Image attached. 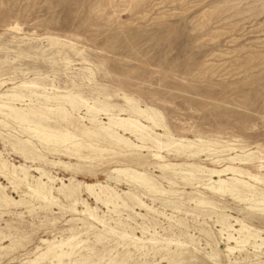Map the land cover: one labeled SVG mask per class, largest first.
<instances>
[{
	"label": "rangeland",
	"instance_id": "obj_1",
	"mask_svg": "<svg viewBox=\"0 0 264 264\" xmlns=\"http://www.w3.org/2000/svg\"><path fill=\"white\" fill-rule=\"evenodd\" d=\"M3 93L23 95L0 102L23 109L27 124L67 129L92 149L77 156L64 150L68 142L40 141L25 123L0 115V160L28 167L22 180L0 170V264H29L44 241L70 236L78 247L64 264H264V218L244 200L212 193L218 177L207 171L239 167L245 172L220 178L264 191V0H0ZM68 97L79 103L71 106ZM111 116L137 119L158 134L168 145L161 154L174 165L147 164L145 151L96 135ZM125 166L144 172L157 192L112 171ZM39 177L56 203L32 193ZM85 183L111 187L118 198L113 206L95 201ZM72 204L76 213L63 208ZM85 206L98 220L77 213ZM235 219L258 237L227 241L240 234L222 223L237 229ZM37 261L48 264L46 256Z\"/></svg>",
	"mask_w": 264,
	"mask_h": 264
},
{
	"label": "bare ground",
	"instance_id": "obj_2",
	"mask_svg": "<svg viewBox=\"0 0 264 264\" xmlns=\"http://www.w3.org/2000/svg\"><path fill=\"white\" fill-rule=\"evenodd\" d=\"M3 96H6L7 99H9V100H18V99L21 100L23 98V95H20V94H11V95H7V94H4V93L0 94V98L3 97ZM44 98H45V100L49 101L51 98H55V97L45 96ZM77 100L75 98H73V97H68L67 98L68 103L71 106H73V107L77 103H79V101H77ZM86 107H88V106H86ZM89 109H91V107H88L87 111H89ZM61 110H62V108H61ZM136 111L139 114H143L144 117L147 120H149L153 125H156L155 121H154V118L152 116L148 115V114H145L143 109L142 110H140V109L137 110L136 109ZM37 113H39V112H37ZM0 115L3 118L11 119V120L15 121L18 124L25 123L27 125V129L31 130L33 135H35V137H37V139H39L40 141H43V142H46V143H49V142L51 143L52 142V143H56L57 145H59V144L63 145L65 142L66 143L68 142L69 146L68 145H64V147H63L64 150L65 151L68 150L67 152L71 151V152H73L76 155L78 154L77 156H79V153H78L79 150L84 149L82 147L86 146V147H90L92 149V147L90 145H88V144L87 145L83 144V146H82V144H80L79 142H76V140H75L76 135H74L73 133L69 132L67 129L65 131L64 130L59 131V130H53V129L51 130V129H49V127H47V125H45L47 122L44 119H42V120L45 121L44 125H43V123L41 124L39 122H35L32 125L27 124L29 117L27 118V113L21 108H16L15 106L7 105L4 102H0ZM32 116H34V115H32ZM35 117H37V116L35 115ZM58 117H59V115H58ZM61 118L65 119V118H67V116L66 115L65 116H61ZM68 118L65 119V120L70 123L71 120L69 121L70 118L69 119ZM87 119L92 123L95 120V116L89 115V117ZM30 120H29V122H30ZM39 120H40V118H39ZM37 121H38V119H37ZM3 122L4 121H2V123ZM65 123H67V122H65ZM69 123H68V125H69ZM73 127H75V126H73ZM52 128H54V127H52ZM94 129H92V130H94ZM120 131H121V133H120ZM149 131H152V130H149L147 126L141 124L137 119H132L130 117H112L111 116V117L108 118L107 123L106 124H101L100 127L97 130H94V133L97 135V133L102 132L103 133L102 136L104 138H106L108 141H110L111 143H114V144H116L118 146H123V147H125V149H133V150H137V151H145L146 152L145 155L148 158V159H146L147 162H148L147 164H154L156 167L161 168V169H164L166 167L170 168L174 164L172 165V163H170L169 161L165 160L166 154H165V156L161 154V150L164 147L168 146L167 143L160 142L159 139H157L158 138L157 137L158 134H153L152 135ZM124 134H129L130 136H133L134 139L137 141V143H140V144H136V143L130 141L128 139V137H124ZM186 144L187 145L183 144V146L180 145V146H182L181 148H178V149L174 150L173 151L174 153L172 152L173 155L177 157L178 155H181V154L185 153L184 149H186V148H183V147H185V146L186 147H190L191 146L190 142H186ZM94 149H96V148H94V146H93V150ZM100 151H101V149H100ZM170 151L171 150L169 148L165 149V152L167 154ZM198 152H199L198 149L196 151L189 152V154H188V151H187V155L186 156H190V155L191 156H193V155L196 156V154ZM170 155L171 154H169L168 156H170ZM236 158H237V156H230L229 157V159L231 161H233V162H234V159H236ZM189 159H191V158H189ZM241 160L242 159H239V161H241ZM242 164H245V163H242ZM259 167H264V165H260ZM17 169H18V171H17ZM33 169L36 170V172H38L40 176L45 175L44 171L41 168L34 167ZM0 170H1V172L3 171L2 172L3 174L8 175L11 178L17 179V180L26 179L27 175H28L27 174V171H28V167L27 166H24V165H18V166L9 165V163L7 161H5V160H0ZM112 171L114 173H117V174L125 176V178H126L125 180L127 182H129L132 185H137L139 187H142L143 189L148 190L149 193H150V191L151 192L155 191V188L152 185V182L150 181V179L147 177V175L144 172L138 171L136 168H133V167H130V166H125V167L114 168ZM207 171H208V173L211 176L218 177L216 180H212L211 181V185L208 186V189L212 193H216V195L217 194H222V195L226 194L228 196L233 197L234 199L236 198L237 200H241V201L244 200L245 204L248 206L247 207L248 211L256 212L257 214H260V217L264 218V191L263 190H258L257 191L256 188L252 184H250V183H248V182H246V181H244V180H242L240 178L233 177L234 175H239V174L244 173L245 172L244 170H242L239 167H234V166H231V165H225L224 167H222L220 169H209ZM227 172H229L233 176L226 177V178H220L221 175H223L225 173L227 174ZM18 174H20V175H18ZM248 175L251 178H253L254 180L255 179L259 180L260 179L261 182H263V185H264V175L261 178H259V179H257L259 176L257 177L254 174L251 175L249 172H248ZM47 179L51 180L49 176H47ZM44 185H45V182L41 181L40 177L37 178V182L35 184V188L33 189V191L31 190L32 193L34 192L36 195L40 196L43 200H46L48 202H53V203L55 202L56 203V201L51 196L50 191L47 190V188H45ZM83 186L91 194L92 199L94 198L95 201L101 202L104 205L112 204V206H113V204L116 201V198H118V197H116L117 195H115L116 193L113 192L115 190L112 191V189H110L111 187L108 188L107 186L101 185L100 183H85V184H83ZM24 188H26V187H24ZM95 188H98L99 191L95 192ZM2 189H5L4 186L3 187L0 186V190H2ZM62 189H63V186L59 187L57 190H59V192H63ZM155 192H157V191H155ZM3 193H4V191H3ZM124 193H125V191H124ZM158 194H159V191H158ZM4 196H5V199H8V196H6V195H4ZM2 200L4 201V198L0 197V201H2ZM120 200H121V198H120ZM135 200H137V199H135ZM10 201H12V200H10ZM140 202L137 203V204L138 205L140 204V205L143 206V204H142L143 202L142 203H140ZM199 202L202 203V201H200V200H199ZM64 206L65 205H63V208H67L68 207L67 209L70 210V211H73L74 213H76V211H77L74 208L75 204H72V206H70V205L69 206H65V207ZM114 206H116V205H114ZM148 207H150V206H148ZM77 213L78 214L82 213L85 216V218L87 217L90 220H93V221L94 220H98V218L94 215L95 213L90 211V209H88L86 206H85L84 210L78 211ZM234 222L238 225L237 229H234L233 225L228 223V222L222 223L224 225V227H226L228 229H231L232 231L236 232L238 235L240 234V236H237V237H234L232 233L231 234L230 233L227 234V236H226V240L227 241H234L235 243L241 242V243L245 244V242H247L250 238L258 237L259 234L257 235V233H258L259 230L257 231L256 229L251 228L249 225L243 223L242 220L235 219ZM88 224H90V222H88ZM100 225H102V224H100ZM103 227H104V225H103ZM104 228H106V227H104ZM110 231H112V229H109V232ZM114 232H116V231H114ZM111 233H113V232H111ZM116 233H119V232H116ZM259 233H260V231H259ZM120 235H122V234H120ZM129 238H131V237H129ZM73 239H74V236H70L67 239H65V241H58V242L44 241L46 243L45 251H43L42 253H39L38 256L36 258H34L33 260H31L30 262L28 260L29 264H35V263L38 262L37 261L38 259H42L45 256L48 258V264H64L63 259L65 257L68 258V256L71 255L72 250H73L74 246L76 245V244L74 245L72 243L75 240V239L74 240ZM254 240H256V239H254ZM132 241H140V240L138 238H133L132 237L131 242ZM252 242H255V241H252ZM254 245H256V244H254ZM64 248H66V249L64 250ZM227 249H229L230 252H231L233 247L227 246ZM45 260H46V258H45Z\"/></svg>",
	"mask_w": 264,
	"mask_h": 264
}]
</instances>
